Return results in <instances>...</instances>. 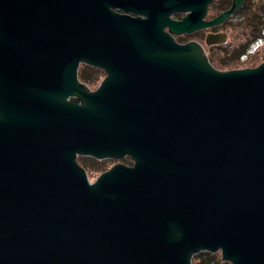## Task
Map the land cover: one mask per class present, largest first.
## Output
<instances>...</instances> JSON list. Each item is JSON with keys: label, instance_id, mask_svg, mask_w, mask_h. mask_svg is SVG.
Returning <instances> with one entry per match:
<instances>
[{"label": "water", "instance_id": "obj_1", "mask_svg": "<svg viewBox=\"0 0 264 264\" xmlns=\"http://www.w3.org/2000/svg\"><path fill=\"white\" fill-rule=\"evenodd\" d=\"M116 2L0 0V264H264V60L216 68ZM79 62L108 70L97 90ZM77 155L133 164L91 181Z\"/></svg>", "mask_w": 264, "mask_h": 264}, {"label": "flooded vegetation", "instance_id": "obj_2", "mask_svg": "<svg viewBox=\"0 0 264 264\" xmlns=\"http://www.w3.org/2000/svg\"><path fill=\"white\" fill-rule=\"evenodd\" d=\"M118 5H111V10L120 15L124 16L128 19L137 20L139 22V28L138 30L142 33V38H147L149 35L147 34L149 32L150 26L152 24L160 25L167 35H171L176 41L178 42H188V41H195L201 44V46L205 49L207 52V56L209 61L217 67L211 58V53L215 51V49L225 46L226 42V33H224V30H222L226 25L233 20V18L243 10H246L245 12L248 14V19L250 20L248 30L249 32L252 31L254 26L260 22V24L264 23L262 20H264V0L261 1V8H262V16H258L256 14H252V0H245L243 4L230 16H228L226 19H224L222 22L209 25V26H197V28H194L190 31H181V32H175L172 29L171 22L173 20L179 21L181 20L185 15H187L189 12L191 13L192 21L191 25H199L203 22H208L212 20L214 17L219 15L222 11L226 10L230 7L232 0H196V6L200 8V3L206 2L205 4V12L201 16L202 18L198 17L200 16V9L192 11L189 10H183V11H175L173 12L171 10V6H168V3L170 0H117ZM190 7L193 4H189ZM198 17V18H196ZM256 17H259L261 20ZM200 18V20H199ZM255 18V19H253ZM109 20V17L107 18ZM110 21H108L109 23ZM108 23L106 24L108 26ZM122 31H124L123 27H120ZM125 32V31H124ZM248 36V39L244 42L242 36L239 38L238 45H233V41L231 39V44H228L225 46L224 50H228V56L231 55L230 60L233 61V64L236 63V60L243 59L247 56H249L250 52L252 51V48L258 47L259 45H253L257 42V39H252V35L249 33H246ZM246 39V38H245ZM244 39V40H245ZM241 42V43H240ZM90 45H109L105 42H92ZM119 45H132V43L123 41ZM230 51V52H229ZM235 62V63H234ZM236 68V66H234ZM242 68V67H241ZM109 73L108 70L105 69L101 64H95V63H89V62H79L77 66V72L76 76L78 80L85 84L91 91H95L99 88L101 83L108 77ZM77 162L84 168V170L87 173L88 178L92 181L95 179V177L92 179L90 172L93 169V171L102 172L108 169L109 167H103L104 161H110L111 163L121 162L123 164H126L128 166H131L133 164L132 158L129 156H124L118 160L115 159H95L91 156L87 155H77ZM201 252H208V251H201ZM199 252V253H201ZM209 253H215L220 256V252H209ZM198 254V253H197ZM195 255V254H194ZM193 255V256H194ZM193 258V257H192ZM227 262V261H225ZM229 263V262H228ZM230 264V263H229Z\"/></svg>", "mask_w": 264, "mask_h": 264}, {"label": "rangeland", "instance_id": "obj_3", "mask_svg": "<svg viewBox=\"0 0 264 264\" xmlns=\"http://www.w3.org/2000/svg\"><path fill=\"white\" fill-rule=\"evenodd\" d=\"M261 1L262 0H252V2H251L252 14H256L258 16H262L263 15V14H261L262 13ZM245 11L246 10H243L242 12L238 13L233 18V20L230 21L226 25V27H224L222 29V30H224V33H226V42H225V44H223L225 46L232 43L231 39L233 41V45H238L239 43H235V42H238L239 38L242 35H243L242 36L243 40H241V41L245 42L248 39V36H247L246 33L251 34L252 37H253L252 39H254V38L257 39V42L255 44H253V45H259V46L255 47L254 49L252 48V51L250 52L249 56H247V57H245V58H243L241 60L240 59L236 60V63H238V64H233L234 66H236V68L253 67V66L258 65L260 62H262L264 60V23L263 24L262 23L260 24V22L257 23L254 26V28L252 29V31L249 32L248 26H249L250 20L247 18L248 14ZM257 18L259 19V21L261 20L259 17H256V19ZM253 19H255V18H253ZM262 22H264V20H262ZM225 46L224 47L221 46V47L215 49L213 54L211 53V55H209V56H211V58L213 60V63L217 66L216 68H219V69L234 68L233 66H228V67L227 66H223V64L226 63V61H228V60H229L228 62L233 63V61L230 60V57L232 56V53H231V55L228 56V50L227 49L224 50ZM220 65L223 68L219 67ZM106 160H108V159H106ZM102 163H103V167H110V166H112L114 164V163L110 164V161H104ZM93 170H97V169H93ZM93 170L90 172V174H91L90 178H92V179L94 177L96 178L97 175L100 173V172L93 171Z\"/></svg>", "mask_w": 264, "mask_h": 264}, {"label": "trees", "instance_id": "obj_4", "mask_svg": "<svg viewBox=\"0 0 264 264\" xmlns=\"http://www.w3.org/2000/svg\"><path fill=\"white\" fill-rule=\"evenodd\" d=\"M228 61H226V63H224L223 66H227V67L233 66L234 67L233 63L228 62ZM219 67H222V66L220 65ZM191 264H229V263L222 261L218 254L209 253V252H201L193 256Z\"/></svg>", "mask_w": 264, "mask_h": 264}, {"label": "bare ground", "instance_id": "obj_5", "mask_svg": "<svg viewBox=\"0 0 264 264\" xmlns=\"http://www.w3.org/2000/svg\"><path fill=\"white\" fill-rule=\"evenodd\" d=\"M100 160H102V159H100Z\"/></svg>", "mask_w": 264, "mask_h": 264}]
</instances>
